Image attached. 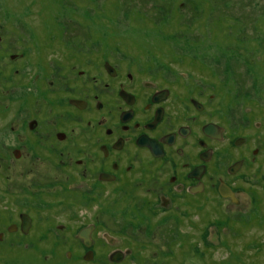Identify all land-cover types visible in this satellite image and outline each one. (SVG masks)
Masks as SVG:
<instances>
[{"label": "flooded vegetation", "instance_id": "af4514ba", "mask_svg": "<svg viewBox=\"0 0 264 264\" xmlns=\"http://www.w3.org/2000/svg\"><path fill=\"white\" fill-rule=\"evenodd\" d=\"M46 39L47 48L57 40L51 35ZM3 41L0 35V44ZM2 49L0 47V256L8 252L10 258H0V264H15L10 252L20 248L21 240L27 241L23 243L27 248L32 245L40 253L49 252L46 246L50 242L51 264H61L64 259L75 261L77 251H73L78 248L75 242L82 249L81 259L87 263L95 261L96 246L102 242L106 257L102 263L143 264L136 251L140 246L138 237H129L126 243L110 232L100 234L95 221L100 216L96 215L95 206L92 207L94 219L73 233L74 247L66 251L65 257L59 254L61 237L54 236L65 227L57 225L43 230L37 227L35 208L47 213L49 199H57V207L62 212L65 204L67 207L81 203L91 205L92 200H107L111 206L128 203L130 209L136 203L140 207L136 216L139 223L136 226L130 223L128 231L137 227V231L146 233L157 226H161L158 231L181 229L186 222L192 231H205L203 239L209 247L214 246L215 239L220 240L221 234L216 231H231L223 224L212 225L213 230L209 231V225L204 224L210 194L215 197L213 203L218 204L220 199L237 206L241 204V192H247L221 176L210 183L212 172L226 171L227 177L234 179L244 177L264 191V168L260 170L263 181H258L255 173L256 180L244 176L251 166L258 163L262 166L264 150L248 147L246 153L245 147L251 140L230 133L221 103L215 104L212 96L204 100L205 94L198 92L196 95H201L198 97L186 87L184 91L177 84L178 80L174 81L175 85H164L157 74L144 65L145 61L143 64L128 61L129 55L121 52V62L107 53L102 60L93 63L97 74L88 75L90 89L81 86L86 72L78 71L73 78L67 98L72 114L64 116L62 102L52 103L50 111L42 107L48 99L44 77H40L42 86L36 77L38 88L27 91L32 78L24 76V68L30 65L26 54L11 50L4 54ZM21 59L28 63L18 68ZM41 94L45 96L35 99ZM23 101L22 117L17 103ZM49 112L53 121L48 120ZM26 116L30 118L27 120ZM65 119L87 128L68 131L70 121ZM254 126L260 129L262 123L255 122ZM233 149L238 151V157L232 153ZM54 184L58 187L53 192L50 186ZM113 185H118L117 191L124 194L113 198ZM22 198L26 199L20 203L25 204L24 211L17 207ZM250 202L257 204L258 201L252 197ZM165 220L169 222L164 227ZM40 236L43 237L38 238ZM154 254L157 256V252Z\"/></svg>", "mask_w": 264, "mask_h": 264}, {"label": "rangeland", "instance_id": "374dc122", "mask_svg": "<svg viewBox=\"0 0 264 264\" xmlns=\"http://www.w3.org/2000/svg\"><path fill=\"white\" fill-rule=\"evenodd\" d=\"M0 35L4 39L0 44L4 54L8 50L25 53L30 61L29 67L24 68V76L32 78L28 92L38 88L34 78L37 77L39 86H42L40 77L46 79L43 86L48 89V99L42 106L44 110L50 111L52 103L59 101L65 105L63 115H71L67 98L78 71L86 72L81 79L82 89H90L89 77L97 74L93 63L102 60L107 53L121 61V52H125L129 55L128 61H145L144 65L157 74L162 84L175 85L174 81L178 80L181 88L186 87L194 95L205 94L204 100L212 96L215 104L221 103L230 133L251 140L245 147L246 153L248 147L264 150V0H0ZM50 35L57 40L47 48L46 38ZM23 60L18 68L28 63ZM44 96L41 94L35 99ZM17 104L21 106L19 116H22L24 101ZM49 115L48 120L53 121L50 112ZM29 118L26 116L27 120ZM65 121H70L68 131L87 128L72 119ZM255 122H261L262 127H255ZM232 153L239 156L235 149ZM260 162L262 166L259 163L251 166L244 176L253 180L255 173L258 174L256 179L263 181L260 170L264 168V161ZM211 175L210 183L221 176L247 190L241 192V204L237 206L220 199L218 204L213 203L215 197L210 194L204 224L209 225V231L217 224L231 229L216 231L221 235L219 242L215 239L214 246L204 243L205 231H192L186 222L181 229L158 231L161 226H153V231H137L139 205L134 203L131 209L128 203L111 206L110 201L103 199L92 200L91 205L81 203L67 207L65 204L63 212L57 207V199H49L47 213L35 208L37 227L40 230L57 225L65 227L54 236L61 237L59 254L65 257L66 251L74 247L73 233L94 219L92 207L95 206L96 215L100 216L99 220L95 218L100 234L110 232L126 243L129 237H138L140 246L136 251L143 264H264V191L243 176L242 179L230 178L226 171ZM7 186L10 185L7 183ZM56 187L54 184L50 190L54 192ZM116 187L118 185H113L111 190L113 198L124 194ZM252 197L257 199V204L250 202ZM25 201L23 198L18 201L19 210H26L23 209L25 204H20ZM132 222L135 230L128 231ZM168 222L163 221V226ZM23 243L27 241H19L20 248L10 252L15 264H51L50 242L46 253H40L32 245L27 248ZM102 245L99 242L96 246V262L87 263L81 259L82 249L75 242L78 248L73 252L77 251V259L74 263L64 259L61 264H104L101 262L106 258ZM7 253L3 252L0 258L9 260Z\"/></svg>", "mask_w": 264, "mask_h": 264}, {"label": "water", "instance_id": "95a60500", "mask_svg": "<svg viewBox=\"0 0 264 264\" xmlns=\"http://www.w3.org/2000/svg\"><path fill=\"white\" fill-rule=\"evenodd\" d=\"M222 194H223L224 196H226V194H227V193H226V192H224V191H222Z\"/></svg>", "mask_w": 264, "mask_h": 264}]
</instances>
